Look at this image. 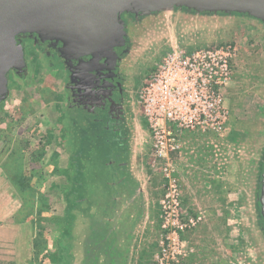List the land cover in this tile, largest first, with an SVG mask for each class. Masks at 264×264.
Instances as JSON below:
<instances>
[{"label":"rangeland","instance_id":"1","mask_svg":"<svg viewBox=\"0 0 264 264\" xmlns=\"http://www.w3.org/2000/svg\"><path fill=\"white\" fill-rule=\"evenodd\" d=\"M187 16L189 13L181 14V17ZM134 23L135 28L130 29L134 43H140L138 38H149L151 32L160 34L163 29L157 17L146 16ZM222 44H234L238 49L233 77L225 93L230 113L227 126L220 134L182 132L180 149L170 155V162L180 169L185 209L191 215L201 213L203 216L202 223L185 236L187 264H251L249 258L254 253L251 244L248 245L250 240L243 228L238 202L240 162L244 138L247 133L261 128L264 120V28L234 17L225 18L214 26L156 36L149 39L135 59L134 121L138 134L135 169L144 183L148 208L145 221L131 240L122 236L109 245H91L84 227L78 221L75 226L70 223L67 202L60 198L65 183L60 176L66 169L65 156L57 159L54 155L53 159L47 146V129L52 116L49 110L44 108L40 127L29 118L27 125L13 128L11 134L16 141L6 163L16 165L14 177L26 183L20 192L26 202L21 206L26 211L21 218L27 224L12 241L0 242L3 245L0 264H152L158 231V200L163 192L160 174L163 160L153 156V142L136 102L137 91L171 48L193 50ZM133 57L132 54V60ZM4 127V121L0 122V129ZM37 131L42 133V154L38 152L41 137ZM54 162L59 173L52 168ZM127 245L128 250L124 249Z\"/></svg>","mask_w":264,"mask_h":264},{"label":"flooded vegetation","instance_id":"2","mask_svg":"<svg viewBox=\"0 0 264 264\" xmlns=\"http://www.w3.org/2000/svg\"><path fill=\"white\" fill-rule=\"evenodd\" d=\"M141 18L124 15L125 37L86 54L66 49L56 39L18 36L23 62L6 73L5 97L0 101V122L5 125L0 129V161L13 153V128L27 125L29 118L40 127L44 108L49 110L47 146L53 159L63 155L67 163L60 173L65 182L60 198L67 202L70 223L75 226L78 221L95 246L112 244L122 236L131 240L146 218V190L135 169L138 134L130 37L134 21ZM260 127L247 133L241 146L238 202L254 253L249 255L251 264H264L260 202L264 120ZM36 133L42 154V133ZM52 168L59 169L55 162Z\"/></svg>","mask_w":264,"mask_h":264},{"label":"built area","instance_id":"3","mask_svg":"<svg viewBox=\"0 0 264 264\" xmlns=\"http://www.w3.org/2000/svg\"><path fill=\"white\" fill-rule=\"evenodd\" d=\"M237 53L234 44L171 48L137 91L136 102L153 142V156L163 160V194L152 264H187L185 236L202 223L203 216L191 215L183 206L181 184L170 155L180 149L182 132L224 131L230 114L225 93Z\"/></svg>","mask_w":264,"mask_h":264},{"label":"water","instance_id":"4","mask_svg":"<svg viewBox=\"0 0 264 264\" xmlns=\"http://www.w3.org/2000/svg\"><path fill=\"white\" fill-rule=\"evenodd\" d=\"M182 10L192 15L181 17ZM127 14L135 19L157 17L163 23L160 34L151 32L134 43L135 61L149 39L167 32L214 26L231 16L257 20L264 27V0H0V101L5 97L6 73L23 62L18 36L35 34L42 41L56 39L77 54L91 53L125 37ZM262 169L264 224V154Z\"/></svg>","mask_w":264,"mask_h":264},{"label":"crops","instance_id":"5","mask_svg":"<svg viewBox=\"0 0 264 264\" xmlns=\"http://www.w3.org/2000/svg\"><path fill=\"white\" fill-rule=\"evenodd\" d=\"M7 160L0 162V242L5 243L8 240L12 241L13 237L19 235L24 227H26L27 221L22 219V214H26V211L23 207L26 205L25 200L21 196L20 189L25 188V181L20 179L18 182L15 178L17 175V167L13 166V163H10V168L7 166ZM177 164L175 165V167ZM176 175L181 184V196L183 191V185L181 183L182 177L178 173L180 169L177 167ZM10 173V174H9ZM178 173V174H177ZM25 177V176H24ZM163 194V192H162ZM161 194V196H162ZM183 206L185 204L182 199ZM159 204V200H158ZM158 208V207H157ZM158 216V211H157ZM15 218H18L17 221H14ZM26 229V228H25ZM4 240V241H3ZM3 246V245H2ZM0 245V247H2Z\"/></svg>","mask_w":264,"mask_h":264}]
</instances>
